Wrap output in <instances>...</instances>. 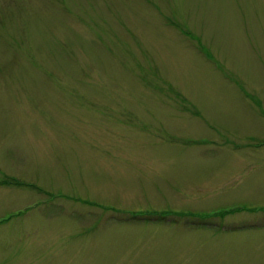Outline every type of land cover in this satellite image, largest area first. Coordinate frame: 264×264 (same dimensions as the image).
<instances>
[{
	"label": "rangeland",
	"instance_id": "rangeland-1",
	"mask_svg": "<svg viewBox=\"0 0 264 264\" xmlns=\"http://www.w3.org/2000/svg\"><path fill=\"white\" fill-rule=\"evenodd\" d=\"M0 264H264V0H0Z\"/></svg>",
	"mask_w": 264,
	"mask_h": 264
},
{
	"label": "trees",
	"instance_id": "trees-1",
	"mask_svg": "<svg viewBox=\"0 0 264 264\" xmlns=\"http://www.w3.org/2000/svg\"><path fill=\"white\" fill-rule=\"evenodd\" d=\"M165 19L169 21V24L172 26H176L178 25L179 27V23H176L175 20L172 18V17H168V16H165ZM180 31L183 33L184 36H190V31L188 30H185V29H182V28H179ZM202 50V49H201Z\"/></svg>",
	"mask_w": 264,
	"mask_h": 264
}]
</instances>
